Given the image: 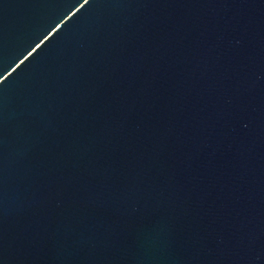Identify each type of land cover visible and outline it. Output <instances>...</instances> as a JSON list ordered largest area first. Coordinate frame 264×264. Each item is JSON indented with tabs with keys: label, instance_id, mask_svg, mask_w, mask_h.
Here are the masks:
<instances>
[{
	"label": "water",
	"instance_id": "water-1",
	"mask_svg": "<svg viewBox=\"0 0 264 264\" xmlns=\"http://www.w3.org/2000/svg\"><path fill=\"white\" fill-rule=\"evenodd\" d=\"M0 264H264V0H0Z\"/></svg>",
	"mask_w": 264,
	"mask_h": 264
}]
</instances>
